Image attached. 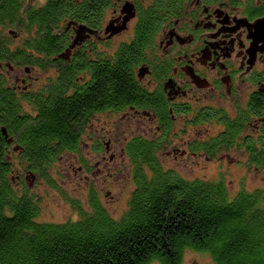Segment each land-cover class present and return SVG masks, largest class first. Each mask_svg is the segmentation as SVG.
Instances as JSON below:
<instances>
[{"label": "trees", "instance_id": "1", "mask_svg": "<svg viewBox=\"0 0 264 264\" xmlns=\"http://www.w3.org/2000/svg\"><path fill=\"white\" fill-rule=\"evenodd\" d=\"M116 1L35 0L26 10V0H0V264H182L187 250L209 255L213 264H264V189L247 191L243 185L231 197L222 176L184 180L162 169L156 147L134 140L126 148L133 190L118 219L94 207L92 196L94 211L78 222L55 225L38 220L40 199L28 182L33 177L32 182L45 180L53 186L47 169L64 153L60 151L77 150L72 137L75 124L81 126L84 118L70 115L62 101L38 107L40 116L22 108L8 88L4 63L16 66L24 59L23 51L31 50L42 55L45 64L33 56L25 61L45 69L54 54L65 50L68 19L83 21L86 14L93 19L101 5ZM157 1L159 7L162 0ZM140 22L137 48L149 31L146 18ZM21 30L25 45L10 36ZM108 43L105 65L95 64L90 56V75L99 89L96 99L103 94L105 100L91 102L90 114L129 107L137 95L142 97L132 72L142 59H128L131 52L125 43L118 49ZM64 71L61 66L60 79L66 82L69 73ZM240 134L237 129L227 134L229 147L237 143L245 150L238 151L243 154L236 165L264 172V133L246 138ZM71 207L82 211L75 202Z\"/></svg>", "mask_w": 264, "mask_h": 264}, {"label": "flooded vegetation", "instance_id": "2", "mask_svg": "<svg viewBox=\"0 0 264 264\" xmlns=\"http://www.w3.org/2000/svg\"><path fill=\"white\" fill-rule=\"evenodd\" d=\"M26 1L24 7L28 10L35 0ZM157 3V0H117L109 7L101 5L93 19L87 14L83 15V21L68 19L65 50L54 54L45 69L25 61L37 57L40 64H45L42 55L36 56L31 50L23 51L24 59L16 66L4 63L8 88L20 99L22 108L32 109L40 116L38 107L49 100L62 101L70 115L84 118L81 126L75 124L76 134L72 137L80 150L60 152L76 157L85 147L114 161L115 140L103 134L105 129L100 120L106 112L144 126L141 134L119 148V154L127 156V145L134 140L156 147L157 154L163 153L173 161L188 159L194 167L199 166L201 159L213 163L218 154L245 151L237 143L229 147V130L237 129L242 138L250 133L256 136L264 133V36L254 29L264 18V0H162L159 7ZM126 4L131 5L130 10ZM131 13L134 15L129 17ZM143 18L149 31L137 48L136 36ZM109 27L117 32L112 33ZM21 32L10 36L25 45L26 37ZM108 42L117 49L125 43L131 52L128 59H142L132 71L142 97L137 95L129 107L90 114L91 102L105 101L103 94L96 99L99 89L90 75V56L95 64L105 65ZM61 66L69 73V81L60 79ZM141 69L143 74L139 72ZM239 117L241 123H236ZM119 129L113 126L115 139H119ZM201 130L210 135L203 139ZM78 165L76 172L88 169L83 161ZM169 170L175 172L169 168L165 171ZM36 184L28 182L27 187L33 192ZM88 189L91 200L94 194L91 187ZM82 211L75 210L73 219L61 223L41 222L55 225L78 222L85 214Z\"/></svg>", "mask_w": 264, "mask_h": 264}, {"label": "rangeland", "instance_id": "3", "mask_svg": "<svg viewBox=\"0 0 264 264\" xmlns=\"http://www.w3.org/2000/svg\"><path fill=\"white\" fill-rule=\"evenodd\" d=\"M19 42L22 41H16V43ZM140 73L143 74L144 71ZM40 79L43 80L44 77L42 76ZM33 86L37 85L34 84ZM100 120L105 129L103 134L107 138L115 140L113 142V148L116 151L114 161H110L107 156L103 158L101 153L93 154L91 148L85 150V147H83L84 150L81 155L76 157L67 152L57 154L46 173L53 186L45 180H39L36 187L33 186L34 193L40 199L39 221L61 223L68 218L73 219L75 210L71 207L72 202L79 205L83 212L92 213L94 209L89 200V187L96 197L94 207H100L110 219H118L126 210L124 204L133 190L130 175L132 166L127 156L119 154L121 152L119 148L124 146L125 142L133 136L141 134L144 126L139 122L130 123L122 116L111 117L109 114L101 116ZM97 124L93 123L94 126ZM113 126L120 128L119 139H115ZM204 128L209 129L208 126ZM111 131L112 133H109ZM201 133L203 139L210 135L204 130H201ZM77 150L79 151L80 148L77 147ZM242 154L233 152L218 154L213 163L206 162L204 159L198 160L200 164L197 167H194L188 159L181 162L173 161L164 156L163 153L157 154V158L163 170L175 169V172L184 180L194 178L216 180L222 176L227 185L228 195L233 197L232 195L243 185L247 191H252L255 188L264 189V172L262 170L251 169L247 171L245 168L236 165L235 161L239 160V156ZM77 161L79 163L83 161L88 169L82 173L76 172L79 166ZM182 264H213V262L207 254L187 250L183 255Z\"/></svg>", "mask_w": 264, "mask_h": 264}, {"label": "water", "instance_id": "4", "mask_svg": "<svg viewBox=\"0 0 264 264\" xmlns=\"http://www.w3.org/2000/svg\"><path fill=\"white\" fill-rule=\"evenodd\" d=\"M125 7H126V9H129V10H130L131 5L126 4ZM129 10H127V12H128ZM133 15H134V13H131V14H129V17H132ZM108 29H110L112 33H116V32H117V30H116L115 28H110V27H109ZM254 29L256 30V33H257L258 35H260V36H264V18L261 19V20H259V21L256 23V25L254 26ZM142 70H143V69H141L139 72H142ZM1 132H2V135L4 136V138L7 139V135H6L5 130L2 129ZM7 143H10V141L7 140ZM31 180L33 181V177L31 178Z\"/></svg>", "mask_w": 264, "mask_h": 264}, {"label": "clouds", "instance_id": "5", "mask_svg": "<svg viewBox=\"0 0 264 264\" xmlns=\"http://www.w3.org/2000/svg\"><path fill=\"white\" fill-rule=\"evenodd\" d=\"M30 182H32V181H30Z\"/></svg>", "mask_w": 264, "mask_h": 264}]
</instances>
